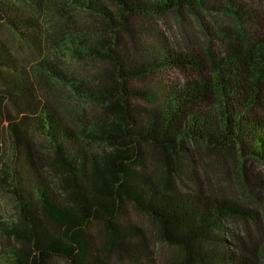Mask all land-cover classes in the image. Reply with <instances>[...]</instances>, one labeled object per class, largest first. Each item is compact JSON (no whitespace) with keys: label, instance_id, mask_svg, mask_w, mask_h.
<instances>
[{"label":"trees","instance_id":"1","mask_svg":"<svg viewBox=\"0 0 264 264\" xmlns=\"http://www.w3.org/2000/svg\"><path fill=\"white\" fill-rule=\"evenodd\" d=\"M249 1L0 0V26L33 56L24 64L0 35L13 148L9 158L0 135V183L20 207L16 222L0 212V233L18 243L16 263L146 255L131 205L176 249L166 264H264V20ZM171 14L198 23L204 45L182 33L173 46L154 24ZM176 70L183 82L165 84ZM56 90L79 122L47 98Z\"/></svg>","mask_w":264,"mask_h":264},{"label":"rangeland","instance_id":"2","mask_svg":"<svg viewBox=\"0 0 264 264\" xmlns=\"http://www.w3.org/2000/svg\"><path fill=\"white\" fill-rule=\"evenodd\" d=\"M250 6L253 7L254 11L258 12L261 16V19L264 20V0H251L249 1ZM81 19H86L88 22H94L96 19H87L85 17L80 16ZM155 27L166 33L167 37L170 38L171 44L174 46L181 45L180 42L182 33H190L191 40L204 45L203 37H201L200 29L198 23H196L193 19H189L185 24L181 23L177 19V17L173 14L166 15L161 17L160 19L154 22ZM0 35L9 43L12 48L14 54L20 58V60L25 64L29 59L33 58L32 51L27 48L26 44L19 40V38L12 33V31L8 30L5 26H0ZM70 65V63H69ZM102 65V64H100ZM72 67L78 68L77 64L71 63ZM161 79H165V84H178L183 82L184 75L180 72L169 71L164 74ZM65 92H59L56 90L54 92L46 93L47 98L53 101L58 108L63 111L65 117L73 124L79 122L76 114L72 112L71 103L68 101V97H66ZM89 112L92 114L93 109L89 108ZM5 127H7L6 123L3 121L2 115H0V135L1 140L3 142V151L9 152V158L12 157L13 148L11 144L7 143V132ZM37 144L39 145V151L37 152V157L40 159V164L44 168L43 170L51 173V178L56 182L59 178L57 171L51 167L49 164L50 157H52V151L50 145L46 143V140L40 136H36ZM7 143V145H6ZM8 146V147H7ZM94 147H97V144H94ZM1 152V150H0ZM2 153V152H1ZM15 157V156H13ZM7 159V158H6ZM4 156L0 155V170L4 168V163L6 162ZM24 162L21 157L17 159L16 165L23 166V164H19ZM11 164H14L13 162ZM3 166V168H2ZM0 212L3 214L4 220L12 223L19 220L20 217V207L18 204V199L16 195L10 191L7 186H4L0 183ZM128 216L132 223L138 225L142 230V232L146 234L148 238V247L149 250L146 255H142L139 258L131 257L130 255H121L116 251H111V258L109 262L111 264H166L167 259L170 256L175 255L176 249L169 245L163 243L159 236L157 235V226L147 215L136 211L133 206H129ZM101 223L94 222L91 224V230L93 232L100 233L99 230L101 228ZM99 235V234H98ZM97 235V237H98ZM99 242H102V239L99 238ZM18 243L14 240L7 239L5 235L0 233V245L2 246V255H0V264H18L14 261L12 254L8 251L13 247H16ZM233 251H237V248H233ZM56 261L60 262V264H70L67 260L63 258H55Z\"/></svg>","mask_w":264,"mask_h":264}]
</instances>
